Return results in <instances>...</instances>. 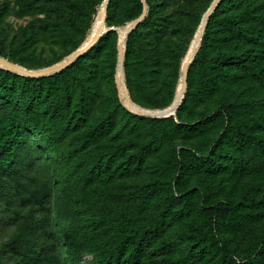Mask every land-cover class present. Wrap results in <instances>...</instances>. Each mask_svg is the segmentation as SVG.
I'll use <instances>...</instances> for the list:
<instances>
[{"label": "trees", "instance_id": "obj_1", "mask_svg": "<svg viewBox=\"0 0 264 264\" xmlns=\"http://www.w3.org/2000/svg\"><path fill=\"white\" fill-rule=\"evenodd\" d=\"M38 1L19 0L20 13L42 14L31 28H21L23 38L32 29L66 42L68 29H87L104 0ZM118 1L109 2L106 26ZM122 1L127 17L143 14L142 0ZM146 1L145 18L125 39V81L136 105L165 108L174 101L165 99L180 78L191 44L190 8L199 0ZM230 1L220 0L211 13L188 67L184 97L167 117L137 114L120 101L115 82L120 38L114 30L48 76L0 67V180L11 177L30 206L22 234L3 247L17 256L15 264H82L86 254L92 255L86 264H192L189 252L201 253L200 260L212 255L220 264H236L260 252L264 233L241 252L237 235L264 220V186L206 207L196 190L178 185L175 192L168 182L180 169L264 176V0H242L243 8L223 20L213 42L211 20ZM232 37L263 49L251 54L232 44ZM20 43L7 52L2 39L0 56L34 68L18 56L28 45ZM208 106L213 110L206 114L202 108ZM178 139L195 142L199 154L189 149L178 154ZM20 143L33 144L53 165L49 184L29 193L21 180L24 160L13 157ZM202 213L203 234L181 229ZM52 221L58 230L49 233ZM39 229L56 240L59 251L34 241Z\"/></svg>", "mask_w": 264, "mask_h": 264}, {"label": "rangeland", "instance_id": "obj_2", "mask_svg": "<svg viewBox=\"0 0 264 264\" xmlns=\"http://www.w3.org/2000/svg\"><path fill=\"white\" fill-rule=\"evenodd\" d=\"M231 1L232 4L229 3V5H226L225 8H222L217 16L213 17L211 20V28L213 29L212 36L214 38L213 42L217 40L220 32L223 30L221 29L223 20L233 13H238L243 8L244 3L242 0ZM210 2L211 0H199L190 8L191 15L188 19L190 28V34L188 38L191 40L190 47L199 30L203 16L208 10L207 6L211 4ZM38 3H41V0H39ZM102 3L97 7L98 10H96L94 13V20L87 29H85L82 33H77L75 29H68L69 34L66 39L67 41L55 42L37 31L33 32L32 29H30L29 36L23 38L21 28L25 26L31 28L32 25L37 22V18L42 16V14H22L19 12V0H0V12L7 8V10L4 11L2 19H0V43L1 40L4 39L5 50L9 52L10 50L16 49L18 46H20V41L22 42L23 40H26L28 45L26 47H20L18 56L25 60L26 65L31 67L34 66V68L30 69L37 70L57 64L65 60L75 50L84 46L90 41V37L99 26L97 20ZM123 3L124 2L122 0L117 2L118 6L113 10L115 11L113 21L111 22L110 26H106V30L103 34L114 30L115 34L120 38L121 31L128 28L136 20L127 17L122 12V8H120V6L122 7ZM63 39L65 38H62V40ZM231 42L232 44L245 47L246 50L251 54H256V52H259L263 49V46L258 42H246L243 39H236L234 37H232ZM189 49L181 59L182 67L180 69V78L178 79V83L174 86L171 93L167 95L165 101H169L171 98L174 100L180 89L182 83V68ZM0 67L6 68L3 65H0ZM115 82L117 85L118 97L120 101L132 112L140 114L129 108L126 103L125 93L120 80L119 62L116 65ZM161 108L162 107L150 109L154 110ZM202 110H204V112L207 114L213 110V106L202 108ZM217 128L218 126L215 128L216 132L218 130ZM215 130L211 138H215L217 136ZM20 144L21 147H13V157L17 161L24 160V164L21 167V176H23V179L21 180L23 181V185L26 186V191L29 193L30 191L41 189L45 184H49V172L53 170V165L51 162L45 159L44 153L33 144ZM195 145L196 143L193 141L178 139L174 143V149L178 154L182 151V149H189L194 153L199 154V152L195 149ZM0 182V264H15L17 256L11 251H8V249H3V247L14 237L22 234L21 223L25 215L30 213V206L21 200L11 177L4 175ZM168 182L170 184V190L175 192L179 191L178 185H181L185 191L196 190L199 197V204L205 201L204 205L206 207H211L215 206L222 200H232L242 190H248L251 186L258 184L264 186V176L254 175L244 177L236 175L234 177H229L224 173L213 174L204 170L196 173H190L186 170L180 169L174 171ZM40 211L41 209H38L36 212L37 216H39ZM205 214H208L209 217V211H207ZM202 216L203 213L201 215L195 216L193 218V223H188L192 225H181V229L183 231L191 230L192 232L203 234L204 228L202 224L205 225V222L201 219ZM47 227L49 228V233L51 231L56 232L58 230L57 223H54L53 221L49 222ZM172 232L173 236L176 237L178 233L176 231ZM262 233H264V220L259 222L253 231L246 230L245 233H240L237 235V252L243 251L248 246L253 236L261 235ZM222 236L224 237L225 235L223 234ZM33 239L34 241H38L39 244L55 245L57 248L56 251H59V244L56 242V240L50 238L48 234H45L43 229H39L36 232L35 237L33 236ZM189 254L191 255V260L193 262L192 264H220L218 256L209 255L206 257V259L200 260L202 256L201 253L189 252ZM91 259L92 255L86 254L83 258L82 264H86L87 262L91 261ZM236 264H264V247H262L260 252L253 257H246L244 259L237 258Z\"/></svg>", "mask_w": 264, "mask_h": 264}, {"label": "water", "instance_id": "obj_3", "mask_svg": "<svg viewBox=\"0 0 264 264\" xmlns=\"http://www.w3.org/2000/svg\"><path fill=\"white\" fill-rule=\"evenodd\" d=\"M109 2H110V0H104L102 3V6L100 8V13H99V17L101 18V20L99 22V26L95 30V33H94L93 37L90 39V41L87 44H85L84 46L75 50L65 60H63L57 64L48 66L46 68L33 70V69H28L26 67L18 65L6 57L0 56V65H3L7 68L13 69V70L21 73V74L32 76V77L45 76L48 74H52L54 72H60V71L64 70L65 68L72 65L80 56H82L89 49H91L102 37L103 33L106 30V18H107ZM142 2L144 4L143 14L137 20H135L128 28L125 29L123 37L120 38V43H119L120 80H121L122 88L124 89V93H125V97H126V103L129 106V108H131L132 110H134L140 114L147 115V116L167 117V116H170V115L176 113V110H177L178 106L180 105V103L184 97V94H185V91L187 88L188 67H189L190 63L192 62V60H193V58H194V56L198 50V47L200 45L198 47H196L195 46L196 44H192L190 49H189L188 55L186 57V60L184 61L183 68H182V90H181L179 96L175 97V99L171 105H169L165 108H162V109H154V110L143 108L141 106L136 105L131 99V96H130V93H129V90L127 88L126 81H125L124 47H125V39L129 35V33L132 32L135 28H137L139 26V24L142 22V20L145 18L146 14H147V1L142 0ZM219 2H220V0H214L212 2V4L210 5L209 9L207 10V12L203 16L199 30H198L196 37H195L196 41L198 40V38H200V44L202 41L204 29L206 27L208 19H209L211 13L214 11V9L216 8V6ZM178 99H179V101H178Z\"/></svg>", "mask_w": 264, "mask_h": 264}, {"label": "bare ground", "instance_id": "obj_4", "mask_svg": "<svg viewBox=\"0 0 264 264\" xmlns=\"http://www.w3.org/2000/svg\"><path fill=\"white\" fill-rule=\"evenodd\" d=\"M100 20H101V18L99 17L98 20H97L98 23L100 22ZM94 33H95V32H94ZM123 34H124V30L121 32L120 38L123 37ZM93 35H94V34H93ZM92 37H93V36H92ZM92 37H91V38H92ZM194 42H195V43H194ZM192 44H196L195 46L198 47V46L200 45V38H198L197 41H196V39H194L193 42H192ZM187 54H188V53H187ZM185 60H186V58H185ZM119 74H120V70H119ZM123 90H124V89H123ZM181 90H182V83H181L180 89H179V91H178L176 97L179 96ZM178 101H179V99H178Z\"/></svg>", "mask_w": 264, "mask_h": 264}]
</instances>
